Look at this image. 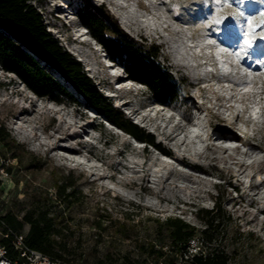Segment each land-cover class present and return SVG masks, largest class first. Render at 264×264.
Returning a JSON list of instances; mask_svg holds the SVG:
<instances>
[{"label": "rangeland", "instance_id": "obj_1", "mask_svg": "<svg viewBox=\"0 0 264 264\" xmlns=\"http://www.w3.org/2000/svg\"><path fill=\"white\" fill-rule=\"evenodd\" d=\"M31 2L51 36L170 156L110 122L55 70L75 99L40 95L0 62V123L19 143L0 144L9 157L0 156L1 218L15 214L25 235L26 218L49 208L56 250L71 264H193L201 250L223 264H264V0H88L162 46L181 82L166 103L94 36L81 16L87 0ZM250 17L258 26L249 47ZM178 150L199 154L200 168L177 161ZM140 162L151 173L143 185L130 182ZM176 217L194 232L190 254L172 237Z\"/></svg>", "mask_w": 264, "mask_h": 264}, {"label": "trees", "instance_id": "obj_2", "mask_svg": "<svg viewBox=\"0 0 264 264\" xmlns=\"http://www.w3.org/2000/svg\"><path fill=\"white\" fill-rule=\"evenodd\" d=\"M81 16L111 57L123 63L131 79L145 84L161 102H172L177 99L181 82L161 61L162 46L159 43H151L133 36L105 6H95L88 2V8ZM0 62L5 69L17 72L40 95L53 96L56 99L60 96H71V99H75L67 90V86L53 76L52 71L55 70L86 99L90 106L110 122L169 154L160 143H157L154 134L147 132L127 117L120 107L115 106L87 74L82 63L51 36L42 14L31 0H0ZM0 144L9 151H14L19 146L2 123ZM7 149L0 150V156L4 159L9 158ZM12 157L19 158L15 152ZM59 188L60 193L65 190L64 186L60 185ZM50 213V209L47 208L38 217L26 218L31 227L24 235V243L30 248L69 261L56 250L58 241L53 238L52 218L48 217ZM2 221L7 231L22 234L23 221L15 214H6ZM169 221L174 241H185L183 249L186 254H190V238L194 235V232L188 231L191 226L180 217ZM205 234L210 241L213 240L208 230ZM4 242L9 247V255L16 257L17 251L13 249L10 239L5 238ZM60 247L62 249L64 246L60 244ZM159 252L164 253L162 250ZM220 257L222 256L215 251L206 254L201 250L199 254H195L193 264H223ZM143 263L140 260L137 262Z\"/></svg>", "mask_w": 264, "mask_h": 264}, {"label": "built area", "instance_id": "obj_3", "mask_svg": "<svg viewBox=\"0 0 264 264\" xmlns=\"http://www.w3.org/2000/svg\"><path fill=\"white\" fill-rule=\"evenodd\" d=\"M5 238L10 239L13 249L17 251L16 257H12L9 255V247L4 242ZM0 264H71V263L62 259L55 258L39 250L26 246L24 243V235L7 231L5 229V224L0 216Z\"/></svg>", "mask_w": 264, "mask_h": 264}, {"label": "bare ground", "instance_id": "obj_4", "mask_svg": "<svg viewBox=\"0 0 264 264\" xmlns=\"http://www.w3.org/2000/svg\"><path fill=\"white\" fill-rule=\"evenodd\" d=\"M113 78L115 79V76ZM124 104H126V102ZM73 130H76V128H73ZM221 149L223 151H225V152H228V151L231 150V148H224L223 149V147H221ZM168 155L170 156V154H168ZM229 156H230V158H233L231 155H229ZM157 157H159V156H157ZM198 157H199V154L189 155V154H186L185 152H182L180 150L176 151V159H177V161H179V162L181 161V162L186 163V164H188V165H190L192 167H195V168H200V166H199V158ZM161 163L162 164H166L165 161H161ZM236 163L238 164L239 167H242V166L245 165V162L236 161ZM131 166L134 167V168H137V171L135 172V174L133 176V180L131 179V181H130L131 183L133 181H135V182L143 185L144 184L143 181L150 180L151 173L148 170H145L143 168L142 162H140L138 164H132ZM134 170H136V169H134ZM246 170H247V168H246ZM246 170H243L241 168V170H240L241 172L240 173H244ZM249 194L250 195H254L253 193H249Z\"/></svg>", "mask_w": 264, "mask_h": 264}, {"label": "snow or ice", "instance_id": "obj_5", "mask_svg": "<svg viewBox=\"0 0 264 264\" xmlns=\"http://www.w3.org/2000/svg\"><path fill=\"white\" fill-rule=\"evenodd\" d=\"M239 15H243V13L241 12V13H239ZM215 22L217 24H219L220 20H216ZM248 24H249V32H248L246 38L244 39V44L246 46L250 47L253 39L255 38L252 34V29L258 25L255 23L254 18H252V17L249 18ZM259 24H264V13H261V15H260ZM236 55L239 56L240 54L236 53Z\"/></svg>", "mask_w": 264, "mask_h": 264}]
</instances>
